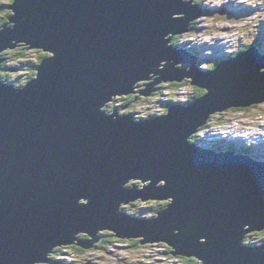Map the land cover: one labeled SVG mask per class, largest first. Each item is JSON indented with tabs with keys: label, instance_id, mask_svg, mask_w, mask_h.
Wrapping results in <instances>:
<instances>
[{
	"label": "water",
	"instance_id": "95a60500",
	"mask_svg": "<svg viewBox=\"0 0 264 264\" xmlns=\"http://www.w3.org/2000/svg\"><path fill=\"white\" fill-rule=\"evenodd\" d=\"M200 7L192 0L8 5L0 70L1 53L21 44L52 55L22 86L0 80V264L50 263L57 246L92 248L104 230L140 244L163 241L199 264H264V243L245 242L264 230V162L191 140L211 114L264 101V54L252 45L200 70L196 56L171 42L190 30ZM185 80L206 92L171 102L164 114L106 108L119 95L148 96L161 82ZM140 199L168 203L153 218L122 209Z\"/></svg>",
	"mask_w": 264,
	"mask_h": 264
},
{
	"label": "rangeland",
	"instance_id": "374dc122",
	"mask_svg": "<svg viewBox=\"0 0 264 264\" xmlns=\"http://www.w3.org/2000/svg\"><path fill=\"white\" fill-rule=\"evenodd\" d=\"M192 1L201 6L200 9L203 14L193 20L191 19L190 27L192 29L190 28L187 32L174 35L171 42L176 45L181 44L186 49L195 48L201 62L200 66H198L200 70L201 68L203 70L216 68L220 60H227L226 57H230L231 54L245 49L244 47L252 42L264 54V0ZM9 3L12 4L13 0H0V4L6 7H8ZM205 5L207 9L204 8ZM0 8V13L4 14L6 12L5 8ZM215 9L218 11H215ZM6 51L9 53L3 56L5 58L3 63L8 61V66L4 67L2 63L0 73L3 71L4 74L9 75L13 79L20 78L24 81L23 84L35 76L36 70L33 69V66L36 65L41 52L47 53L37 48H30L25 51L24 60H15L17 53L9 49ZM183 65L185 66V64ZM187 65L190 67L191 62H188ZM7 67L9 68L5 69ZM9 82L12 83L13 81ZM170 85L171 82L169 81L161 82L159 84L161 88L148 96H143L139 93L130 94L133 96L129 97L128 100H135L140 95L139 98L141 100L132 102L133 104H127L128 100L123 99L122 95L117 96V99L112 102L118 101L117 105L123 106V108L122 106L120 107L121 112H127V109L130 108L128 111L136 112V117H145L152 110V113L166 112L168 108L166 110L164 102L167 101L166 103L169 104V98L175 97L179 103L180 100H185L183 104H189L194 99V95L199 93V89H195L188 80L177 88L169 89ZM17 86L19 87L20 85ZM180 93L186 94L181 95ZM179 94L181 97H177ZM117 105L114 107H117ZM151 107L152 110L145 109ZM106 108L109 111L113 109L111 103ZM198 131L191 140L200 145L214 148V144L216 146L215 149L218 151L231 150L236 154L246 155L250 153V157L261 159V157H264V101L247 109L231 107L223 112H215L208 118L207 124L199 128ZM226 135L229 136L226 137ZM243 135L246 136L243 137ZM196 137L198 141L194 139ZM236 146L238 149L234 150L233 148ZM240 149L247 150L243 151ZM151 200L154 202H151ZM138 201L141 202L139 205L133 206L131 204L133 202H131L123 204V207L136 217L149 214L153 218L156 215H153L154 211L151 207L157 200L142 201L140 199ZM82 202L87 201L82 199ZM131 209L133 212H130ZM255 232L257 231H252L250 234H256ZM81 234L85 235L87 232H81L79 236ZM258 237V234L255 235V238ZM113 239L114 241H111L112 244L105 243L99 248H84L83 252L76 250V243L56 247L53 254H51L54 259L51 264H184L182 257H176L172 253L167 254L165 252L167 248L164 244L167 243L163 241L140 244L136 240H143L142 238ZM257 240L253 238L251 241L256 244L255 242H259Z\"/></svg>",
	"mask_w": 264,
	"mask_h": 264
},
{
	"label": "trees",
	"instance_id": "16d2710c",
	"mask_svg": "<svg viewBox=\"0 0 264 264\" xmlns=\"http://www.w3.org/2000/svg\"><path fill=\"white\" fill-rule=\"evenodd\" d=\"M11 3H9V5H10ZM207 9V8H206ZM1 10V9H0ZM4 10H6V12L4 13V14H1L0 13V28H1V26H3L8 20H9V16L13 13L12 12V10H10V9H8V8H5ZM181 45V44H180ZM249 45V44H248ZM248 45H246L244 48L246 49L247 47H248ZM10 51H12V52H16L17 53V55H16V57H15V60L17 59V60H24L25 59V51L27 50V46L26 45H24V44H21V45H18V47H16L15 49H9ZM190 50H192V51H194V52H196L197 53V51H196V49L195 48H192V49H190ZM7 53H9L8 51H6V52H3V53H1V57H3V56H5ZM236 53V52H235ZM46 55H48V53H43V52H41V56L39 57V59L37 60V62H36V64H38L42 59H43V57H45ZM8 61H5L4 63H3V66L4 67H6V66H8ZM201 64V63H200ZM35 67H36V65H34L33 66V69L34 70H36L35 69ZM9 67H7V68H5V69H8ZM35 73V72H34ZM12 79V80H11ZM0 80H4V81H7V82H9V81H14V83L16 84V85H20V86H22L23 85V82L24 81H22L20 78H18V79H13V78H11L9 75H6V74H4L3 73V71H1V73H0ZM187 81H184L183 83H186ZM182 85V83H171V87L172 86H176V85ZM195 89H199V93H196L195 95H194V99H195V97L196 96H201V95H203V93L204 92H206V90L205 89H203V88H200L199 86H196V85H192ZM178 87V86H177ZM193 94V93H192ZM133 95H129V97L131 98ZM193 99V100H194ZM192 100V101H193ZM172 101H176V99H175V97H173V98H169L168 99V102L170 103V102H172ZM117 102L118 101H116V103L115 102H113V103H111V106L112 107H114V106H116L117 105ZM128 102L129 103H131V104H133L132 102H135V100L134 99H130V100H128ZM246 108V107H245ZM248 108V107H247ZM246 108V109H247ZM243 109V108H242ZM128 110H130V108L128 109ZM233 149H238L237 148V146L236 147H234ZM240 150H243V149H240ZM247 149H245V150H243V151H246ZM248 153V152H247ZM250 154V153H249ZM151 202H154V201H152L151 200ZM141 202L140 201H134L133 203H131L133 206L134 205H139ZM167 203H168V201H155V203L153 204V206L151 207L152 208V210L154 211L153 213V215H155V214H157V210H159V209H161L162 207H164V206H166L167 205ZM124 210H126L127 212H128V209H126V208H124V207H122ZM130 212H133L132 211V209L130 210ZM140 215V214H139ZM142 216V215H141ZM144 216H147V215H144ZM148 216H149V214H148ZM256 234H247L246 235V237H245V242H247V243H253L251 240L254 238V239H258L257 241H259V242H255L256 244H261V243H264V231H257V232H255ZM259 235V237L258 238H255V235ZM99 235L103 238L102 239V241H99L98 243H96L95 244V246H94V248H99V247H101L103 244H105V243H107V244H109V243H111V241H114V239L113 238H117V239H119L118 238V236L116 237V235L114 234V232L113 231H109V230H104V231H101L100 233H99ZM261 236V237H260ZM80 238H82V239H88L90 236L88 235V234H81L80 236H79ZM123 239H125V238H123ZM131 239V238H130ZM133 239H135V238H133ZM136 241H141V239H139V240H136ZM112 244V243H111ZM165 245V247L167 248L166 250H165V252L167 253V254H171V252H172V250H173V248L171 247V246H169L168 244H164ZM76 247V250H78V251H80V252H83L84 251V248L83 247H81L79 244H77V245H75ZM54 252V251H53ZM53 252L51 253V254H53ZM166 254V255H167ZM174 256V255H173ZM176 257H182L183 259H184V264H199L200 263V261L197 259V258H195V257H186V256H181V255H175Z\"/></svg>",
	"mask_w": 264,
	"mask_h": 264
},
{
	"label": "clouds",
	"instance_id": "9594fccd",
	"mask_svg": "<svg viewBox=\"0 0 264 264\" xmlns=\"http://www.w3.org/2000/svg\"><path fill=\"white\" fill-rule=\"evenodd\" d=\"M14 1V0H13ZM0 7H4V8H7L6 6H4V5H2V4H0ZM1 9V8H0ZM252 45H255V43L254 42H252V43H250L249 45H248V47L246 48V49H243V50H241V51H246L247 49H249V47L250 46H252ZM241 51H239V52H237V53H234V54H231V56L230 57H226V58H228V59H230V58H232V57H234V56H236L238 53H241ZM199 53V52H198ZM200 54V53H199ZM203 67V66H202ZM185 81H187V80H185ZM27 82V81H26ZM184 82V81H183ZM183 82H174V83H183ZM189 82V81H188ZM11 83V82H10ZM12 83H14V81L12 82ZM190 83V82H189ZM15 84V83H14ZM16 85V84H15ZM17 86V85H16ZM177 86H179V85H176V86H172V87H169V89L170 88H177ZM171 93V92H170ZM177 97H181L180 95H177ZM139 100H141V99H138V100H136V101H139ZM177 102H178V100H176ZM185 100H180V103H183ZM192 101V100H191ZM190 101V102H191ZM166 102L167 101H165L164 102V107L166 108V110H167V108H168V106L166 105ZM173 102V101H172ZM170 104V103H169ZM122 106V105H121ZM121 106H119V105H117V108H119L120 109V107ZM145 109H151L152 110V107L151 108H145ZM153 111V110H152ZM152 111L149 113V114H152ZM167 112V111H166ZM136 113V112H135ZM165 112H163V113H161V114H164ZM199 132V131H198ZM197 132V133H198ZM194 139H196L197 141H198V138L196 137V138H194ZM148 216V215H147ZM102 238V237H101ZM102 240V239H101ZM56 249V248H55ZM55 249H54V251H55ZM50 258L52 259V261L51 262H53L54 261V259L52 258V256L50 255ZM51 262H50V264H51Z\"/></svg>",
	"mask_w": 264,
	"mask_h": 264
},
{
	"label": "bare ground",
	"instance_id": "6f19581e",
	"mask_svg": "<svg viewBox=\"0 0 264 264\" xmlns=\"http://www.w3.org/2000/svg\"><path fill=\"white\" fill-rule=\"evenodd\" d=\"M201 14H203V13H201ZM194 23V22H193ZM192 23V24H193ZM196 23V22H195ZM173 38H174V36H173ZM174 44V43H173ZM174 47H176V48H178V49H181V50H184V51H187V52H189V53H191V54H193L194 56H196V66H200V58H199V55L196 53V52H194V51H192V50H190V49H186V48H184L183 46H181L180 44H178V45H176V44H174ZM49 53V55H52V53H50V52H48ZM237 53V52H236ZM185 64H187V62H185ZM185 66H188V65H185ZM142 84H145L146 82L145 81H142L141 82ZM18 90V89H17ZM181 95L182 94H186V93H180ZM179 94V95H180ZM166 105L167 106H169V104H167L166 103ZM231 129H233V128H231ZM236 129H238V128H236ZM233 131H236V130H233ZM246 135H243V137H245ZM247 141V140H246ZM234 150H236V149H234ZM238 151V150H237ZM235 153V152H234ZM236 154V153H235ZM57 247H59V246H57Z\"/></svg>",
	"mask_w": 264,
	"mask_h": 264
},
{
	"label": "flooded vegetation",
	"instance_id": "af4514ba",
	"mask_svg": "<svg viewBox=\"0 0 264 264\" xmlns=\"http://www.w3.org/2000/svg\"><path fill=\"white\" fill-rule=\"evenodd\" d=\"M128 98H129V96H123V99H127L128 100ZM116 103V102H115ZM127 104H130L129 102H127ZM122 108H123V106H122ZM127 111H128V109H127Z\"/></svg>",
	"mask_w": 264,
	"mask_h": 264
}]
</instances>
